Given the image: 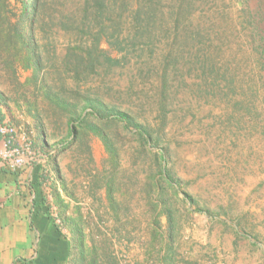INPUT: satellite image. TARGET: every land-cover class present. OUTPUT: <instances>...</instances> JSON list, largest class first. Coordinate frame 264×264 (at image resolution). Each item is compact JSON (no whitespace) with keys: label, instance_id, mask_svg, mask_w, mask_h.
Returning a JSON list of instances; mask_svg holds the SVG:
<instances>
[{"label":"rangeland","instance_id":"rangeland-1","mask_svg":"<svg viewBox=\"0 0 264 264\" xmlns=\"http://www.w3.org/2000/svg\"><path fill=\"white\" fill-rule=\"evenodd\" d=\"M19 2L0 0V110L36 152L65 264H162L169 243L171 264H264V90L225 85L228 0H91L81 31L68 0H41L32 34ZM163 148L176 192L159 196Z\"/></svg>","mask_w":264,"mask_h":264},{"label":"trees","instance_id":"trees-1","mask_svg":"<svg viewBox=\"0 0 264 264\" xmlns=\"http://www.w3.org/2000/svg\"><path fill=\"white\" fill-rule=\"evenodd\" d=\"M73 8L80 11L77 17L69 18L71 22L72 30L82 29L85 24V13L88 3L91 0H83L84 6L80 4V0H68ZM93 6L98 8L100 12L106 8V4L109 3L107 0H92ZM8 3V1H6ZM20 15L17 19L18 23L25 25L32 34L34 26L40 21L41 8L43 2L41 0H20ZM82 7V9H81ZM91 7V6H89ZM225 13L227 15V22L224 28L223 35L226 33L225 41V54L227 57V69L228 76L225 78L226 87L236 86V82H240L239 78H249L247 86L254 87L255 91L264 90V0H228V4L225 5ZM109 8L106 10L108 11ZM98 13V11L96 12ZM83 16H82V15ZM77 31V32H79ZM18 37L24 38V34L17 32ZM219 49V48H218ZM33 55L36 51L32 50ZM215 53V51L213 52ZM215 55V54H214ZM226 68V67H225ZM253 93L255 99H258L259 95ZM260 101V100H258ZM106 113V114H105ZM93 114L97 119H107L110 121L119 122L126 130H132L137 136H139L143 145L152 147L153 142L157 141L155 137L142 125L133 122L131 116L125 111L119 110H95L92 107L90 112L86 113ZM3 114L0 110V122L3 120ZM78 123L81 124L85 121V114L79 115ZM90 128L99 134L106 148L112 151L108 138L103 132H99V129L93 124H89ZM167 149H160L154 153V157L158 160L160 181H155L154 186L158 195L161 196L162 189H170L172 192H176V182L174 181L171 171L167 167L166 152ZM160 182L163 186H160ZM160 188V189H159ZM184 197H187L184 194ZM163 212L167 218L168 227V238L169 240L173 237V224L170 215V208L166 204L163 206ZM81 239V237H80ZM82 242V241H81ZM80 242V246L82 243ZM69 246V254L72 253V246ZM170 252V243L166 247V254H163L162 264H171V260L168 258ZM78 260H75V264H83L85 255L83 250L79 251Z\"/></svg>","mask_w":264,"mask_h":264},{"label":"crops","instance_id":"crops-1","mask_svg":"<svg viewBox=\"0 0 264 264\" xmlns=\"http://www.w3.org/2000/svg\"><path fill=\"white\" fill-rule=\"evenodd\" d=\"M42 188L37 166L11 171L0 158V264H65L67 244L44 212Z\"/></svg>","mask_w":264,"mask_h":264},{"label":"built area","instance_id":"built-area-1","mask_svg":"<svg viewBox=\"0 0 264 264\" xmlns=\"http://www.w3.org/2000/svg\"><path fill=\"white\" fill-rule=\"evenodd\" d=\"M0 137L3 148L0 150L1 163L11 171L22 166H34L36 152L31 142L24 140V143L17 141L16 128L9 122H0Z\"/></svg>","mask_w":264,"mask_h":264}]
</instances>
